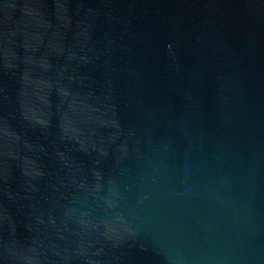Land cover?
<instances>
[{
    "label": "water",
    "instance_id": "95a60500",
    "mask_svg": "<svg viewBox=\"0 0 264 264\" xmlns=\"http://www.w3.org/2000/svg\"><path fill=\"white\" fill-rule=\"evenodd\" d=\"M0 264H264V0H0Z\"/></svg>",
    "mask_w": 264,
    "mask_h": 264
}]
</instances>
